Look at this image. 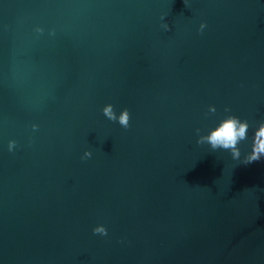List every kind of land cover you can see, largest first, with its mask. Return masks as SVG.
Segmentation results:
<instances>
[{"label":"water","instance_id":"obj_1","mask_svg":"<svg viewBox=\"0 0 264 264\" xmlns=\"http://www.w3.org/2000/svg\"><path fill=\"white\" fill-rule=\"evenodd\" d=\"M261 122L264 0H0V264H264Z\"/></svg>","mask_w":264,"mask_h":264},{"label":"clouds","instance_id":"obj_2","mask_svg":"<svg viewBox=\"0 0 264 264\" xmlns=\"http://www.w3.org/2000/svg\"><path fill=\"white\" fill-rule=\"evenodd\" d=\"M161 20H164V16L161 17ZM161 27L165 31H170V25L167 23H162ZM207 27V23H201L200 25V33L203 34L204 29ZM45 31L42 27H37L35 32L38 34H43ZM49 35L54 36L55 31L52 30ZM103 115L110 121L118 122L123 128H130V120L131 113L130 110L125 108L123 109L119 115L115 110V106L111 103L107 104L103 108ZM217 111L216 107L210 106L208 112L215 113ZM227 115L223 118L219 124L210 129L208 134H200L201 129L197 128L196 133L199 136L197 140V144L199 145H210V148L213 151L216 150H225L231 153V156L234 160H239L241 158L242 152L240 148V144L243 141L248 139V131L250 128V123L248 120H242L240 117L231 113V109L226 107L224 109ZM33 131L39 128V125H32ZM17 148V141L10 140L8 143V150L13 152ZM91 151H86L82 159L87 160L92 157ZM264 159V122H261L254 133L253 141H252V150L249 152L243 160L244 164H251L253 162L261 161ZM94 234H99L102 236L108 235V229L103 226H97L93 229Z\"/></svg>","mask_w":264,"mask_h":264}]
</instances>
